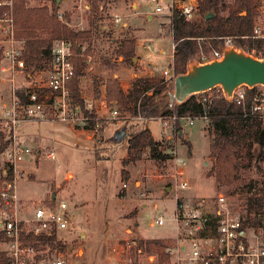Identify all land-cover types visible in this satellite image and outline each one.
<instances>
[{"label":"rangeland","instance_id":"obj_1","mask_svg":"<svg viewBox=\"0 0 264 264\" xmlns=\"http://www.w3.org/2000/svg\"><path fill=\"white\" fill-rule=\"evenodd\" d=\"M186 1L179 0L181 3ZM28 2L31 7L47 6L46 4L51 7L52 0H46L47 3L40 0ZM168 2L169 0H114L110 11L98 13L90 49L93 69L80 79V85L85 104L105 122L104 129L99 130L97 127L91 131L62 122L33 120L21 123L12 133V137H16L18 143L29 150L28 157L16 166L21 174L16 187L21 218L31 216L35 209L44 207V201L52 198L56 203L64 202L72 218L68 229L58 236L65 242V247L54 250L52 256L62 253L74 264H116L119 259L135 255L132 251L130 254L125 253L124 258L121 257V245L125 246L139 239L173 236L171 223L160 227L151 224L159 214L170 217L175 209V196H180L183 201H193L211 198L221 192L230 196L234 205L246 207L244 198L249 182H254L252 194H260L264 189V161L260 163L259 169H241L239 182L230 187L218 188L214 180L207 177L212 160L208 156V122L202 120H195L188 126L182 123L184 134L176 142L180 156L187 162L186 178L190 186L187 190H170L164 166L155 165L148 158L147 150H144L140 160L125 167L122 165V161L126 159V137L137 129V121L128 113L126 115L130 118L121 116L117 120H110L108 114L111 108L117 109L121 115L123 112L118 106L107 105L104 94L98 101L100 93L97 87L108 79L117 80V77H113L115 74L123 79V84L125 77L129 79L131 73L161 78L163 70L171 62L173 42L169 34L168 16H156L153 9L156 3L166 5ZM133 3L137 4V9L131 13ZM78 6L76 0H67L66 3L63 0L58 6V12L69 16L72 30H88L90 14L79 10ZM111 12L122 16L132 14L123 23L135 27L140 34L136 46L139 64L136 56L131 63L118 61L115 54L116 42L131 36L133 30H123L122 27L111 29L108 17ZM146 12L154 16L152 22H148L147 15L150 14ZM193 20L197 23L202 20L197 11ZM147 46L150 48L147 49ZM212 46L208 45V52L201 49L206 54L225 49L222 41H217ZM199 50L193 63H198ZM2 65L7 66L0 62V67ZM39 77L40 74H34L27 80L23 74L0 72V113L4 107L10 106L13 88L36 85ZM41 78L44 76L41 75ZM124 89L127 90L126 87ZM208 94L210 92L204 96ZM139 127L150 129L155 139L163 133L157 120H147L139 124ZM3 128L0 124V133L8 136L9 131ZM114 131L122 132L119 144L108 141ZM51 152L54 159L47 158ZM96 152L100 157L95 156ZM4 168L3 153L0 154V175ZM122 169L129 173V180L126 182L121 180ZM123 184L127 185V189H123ZM131 212H135L134 217L128 216Z\"/></svg>","mask_w":264,"mask_h":264},{"label":"built area","instance_id":"obj_2","mask_svg":"<svg viewBox=\"0 0 264 264\" xmlns=\"http://www.w3.org/2000/svg\"><path fill=\"white\" fill-rule=\"evenodd\" d=\"M90 1L98 5V13L110 11L114 0H88L87 9L90 11ZM256 14L253 30L250 35L237 37L218 38L222 41L224 48L235 47L236 41L243 42L242 50L255 58L264 59V0H255ZM197 0H169L166 5L154 6V15H167L169 20L175 12L182 16L186 22H193L197 11ZM0 62L6 64L0 67V72L12 74L24 73V62L21 59V49L14 38V19L12 0H0ZM57 19L65 26L71 28V22L67 20L62 12L57 13ZM111 29L123 28L124 17L111 12L109 14ZM82 31V30H80ZM147 49L150 46L146 47ZM172 52L175 45L172 44ZM199 64L220 60L222 51L213 50L209 54L199 47ZM52 62L48 69L40 71L38 84L26 86L28 92V103L21 104L15 96L16 89H12V99L9 107H4L0 113V124L12 134L18 126L27 121L50 120L62 122L73 126L86 127L90 118L80 107L74 103L69 94V84L74 76V65L72 59L75 57L71 42L59 40L52 48ZM85 64L84 72L92 71L93 57L80 55ZM171 62L163 70L161 78L166 82H172L175 78L173 55H170ZM41 75L44 78H41ZM11 82H13L11 80ZM125 94V90L119 83ZM249 108L246 109V87H240L233 93L232 101L241 106L244 117L250 116L264 122V88L254 87ZM204 96L205 94L209 93ZM214 93V94H213ZM197 104L202 107V113L197 116L169 114L158 117H133L137 121H154L160 123L162 140L167 144L164 154L166 156L163 164L165 179L169 182L170 190H187L189 182L186 178L187 162L180 156L177 149V139L180 138L177 125L182 127L192 125L195 120L209 122L208 110L212 103L223 96L220 87H215L204 93L193 95ZM117 106L116 103L110 104ZM90 112L93 109L87 107ZM94 111V110H93ZM127 113L120 114L117 109L111 108L109 119L117 120L121 116L130 118ZM168 133H165V131ZM5 168L0 187V242L4 246L5 264H74L72 260L62 253L55 256L38 252L34 247L23 243L26 237H55L66 231L71 221V215L64 202L51 205L44 204V207L35 209L31 216L21 218L16 187L17 180L21 175L16 166L29 155V150L22 147L12 137L11 143L4 152ZM47 158L54 159L51 152ZM127 189V185H122ZM171 193V192H170ZM175 209L170 217L163 214L153 221L151 226H164L166 223L173 225V236L160 238L167 245L154 251L152 254L136 249L135 242L120 246L121 257L125 253L134 252V257L119 259L116 264H264V207L259 213L263 219L259 228H254L249 222L255 216L253 210L247 211L246 207L234 205L232 198L224 193H216L211 198L183 201L180 196H175ZM181 198V199H180ZM164 200V199H163ZM124 258V257H123Z\"/></svg>","mask_w":264,"mask_h":264},{"label":"trees","instance_id":"obj_3","mask_svg":"<svg viewBox=\"0 0 264 264\" xmlns=\"http://www.w3.org/2000/svg\"><path fill=\"white\" fill-rule=\"evenodd\" d=\"M46 1V0H40ZM197 12L202 18L201 22H186L184 18L175 12L170 19L169 34L175 45L173 53L174 75L185 73L186 66L192 62L198 53L199 47L205 52L209 51L208 45L213 46L218 38L247 36L252 33L255 18V0H197ZM14 19V38L21 49V59L24 62V73L27 80L40 71L50 67L52 62V48L55 42L67 40L72 44L75 57L72 59L74 65V76L69 84L71 100L80 109L89 114V122L86 130L104 129L105 122L98 118L95 112L88 111L80 87V79L85 76V64L80 55H90L92 46L94 22L98 16V5L90 1L89 29L74 31L65 26L57 19L58 5L52 1L51 7H31L28 0H12ZM3 10L0 9V13ZM213 13V17L204 21L206 14ZM69 20V16L64 14ZM235 48L242 49L243 42L236 41ZM84 45H87L84 48ZM212 46V47H213ZM115 54L121 57L125 63H131L136 56L135 41L129 37L116 43ZM171 82L164 81L160 77L144 76L135 78L132 88L125 94L116 79L106 81L105 98L107 105L112 102L120 108L123 113L131 117H158L169 114L189 115L197 117L202 113V107L191 96L181 105L169 107L167 93ZM26 86L16 89L15 96L21 104L28 103V92ZM255 88L246 89V109L249 108ZM241 106L233 101H227L224 96L214 101L208 110L209 122L206 131L209 137L208 156L212 160V166L207 177L212 178L218 188L230 187L239 182L240 171L243 168L256 167L264 161V122L256 118L246 116ZM137 121V120H135ZM145 121H137V129L130 132L126 137V159L122 161L125 167L141 159L144 150L148 152V158L157 166L163 167L166 156L164 150L167 147L164 141L155 139L150 129L141 128L139 124ZM178 131H182L177 125ZM114 131L109 142L119 144L114 137ZM12 134L4 136L0 133V154H3L11 143ZM182 140V139H181ZM190 147V146H189ZM98 158L100 156L95 153ZM3 172L0 175V187ZM121 180H129V173L122 169ZM245 195L247 211L253 210L255 216L249 220L254 228H259L262 218L259 217L264 207V189L260 194H252L254 182L250 181ZM53 200L46 201L51 205ZM129 217H134L131 212ZM136 249L152 254L163 248L167 243L160 239L134 240ZM23 243L34 247L38 252H45L51 256L56 249H63L65 242L56 240L55 237H26ZM4 246L0 242V264H5Z\"/></svg>","mask_w":264,"mask_h":264},{"label":"water","instance_id":"obj_4","mask_svg":"<svg viewBox=\"0 0 264 264\" xmlns=\"http://www.w3.org/2000/svg\"><path fill=\"white\" fill-rule=\"evenodd\" d=\"M52 1L58 6L61 2V0ZM212 17L213 13L206 14L204 21ZM222 54L220 60L207 64L188 63L185 73L175 76L170 85L167 93L168 106L181 105L191 96L215 87L221 88L227 101H232L234 91L240 87L264 88V59L255 58L235 47L223 49ZM120 133L122 132L114 134L117 141L121 138Z\"/></svg>","mask_w":264,"mask_h":264},{"label":"crops","instance_id":"obj_5","mask_svg":"<svg viewBox=\"0 0 264 264\" xmlns=\"http://www.w3.org/2000/svg\"><path fill=\"white\" fill-rule=\"evenodd\" d=\"M62 1L63 0H61V3H62ZM66 1L67 0H65V3H66ZM76 1H78V9L79 10H84L85 12H89V14H90V11L87 9V6H88V0H76ZM124 1V0H123ZM46 2V1H45ZM47 3V2H46ZM113 4V3H112ZM111 4V5H112ZM47 5V7H48V4H46ZM60 5V4H59ZM117 5V4H116ZM115 5V6H116ZM113 8V5H112V7L110 6V9H112ZM137 9V4L136 3H133V4H131V13L133 12V10H136ZM147 14H150L149 12H146ZM132 14H126V15H124L123 17H124V19H127L128 17H130ZM122 16V15H121ZM157 16V15H156ZM159 16V15H158ZM98 17V16H97ZM147 19H148V22H152L153 20H154V16L153 15H147ZM128 28H130V29H132L133 30V32H132V34H131V36H129V38H131V39H134V41H135V53H136V57H137V61H138V64L140 63L139 62V58H138V54H137V52H136V46H137V42H138V37L140 36V34H138L137 33V31H136V28L135 27H129L128 26V23H123V30H127ZM104 29H107L106 27H104ZM117 43V42H116ZM173 53L174 52H172V53H170L171 55H173ZM161 55H164V52H161ZM118 59V61L121 63V62H123L122 61V58L121 57H118L117 58ZM150 75H152V74H150ZM144 76H147V74H145ZM143 75L142 76H139V75H134V74H132L131 73V75H130V77H129V79L128 78H126L125 77V83L123 84V79H119V77H118V75H114L113 77H117V81L118 82H120V84L122 85V87L124 88V87H126V89L127 90H131V88H132V83H133V81H134V79L135 78H138V77H144ZM133 80V81H132ZM107 81V80H106ZM106 81L105 82H101L100 83V86H98L97 87V89H98V91H99V93H100V95H99V98L97 99L98 101H100V99H101V96H102V94H104V100H106V98H105V89H106ZM127 81V82H126ZM122 82V83H121ZM80 87H81V85H80ZM83 95V94H82ZM96 114V113H95ZM97 116V115H96ZM98 117V116H97ZM81 130H78V132H80ZM87 138L88 139H90V136H87ZM158 140H162V133L160 134V137L158 138ZM38 153H40V151H38ZM16 194H17V191H16ZM54 199V198H53ZM44 204H46V201H44Z\"/></svg>","mask_w":264,"mask_h":264}]
</instances>
